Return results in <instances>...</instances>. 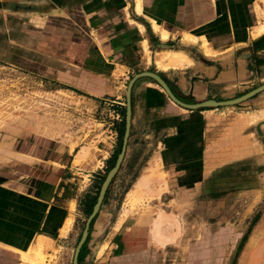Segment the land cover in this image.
<instances>
[{"label":"crops","instance_id":"0c3cea01","mask_svg":"<svg viewBox=\"0 0 264 264\" xmlns=\"http://www.w3.org/2000/svg\"><path fill=\"white\" fill-rule=\"evenodd\" d=\"M254 2L140 0L139 6V0H0V58L16 63V53L11 57L4 51L22 48L30 64L46 70L63 66L67 59L63 52L79 43L71 39L65 46L62 38L54 40L51 35L63 36L57 32L60 21L73 24L82 14L90 42L82 56L68 64L86 68L91 79L101 82L98 97L113 93L107 82L110 75L141 68L159 72L187 104L235 98L245 89L241 85L250 82L242 66L236 62L225 65L226 69L224 62L208 65L200 52L206 48L224 54L250 44L259 24L251 9ZM23 32L21 41L17 34ZM101 66L113 72L97 69ZM131 132L130 141L151 154L126 156L125 161L145 164L130 195H172L185 208L196 196L224 193L227 179L242 180L247 184L242 190H255L248 184L260 175L255 163L263 162L259 157L264 146V90L234 105L189 109L171 99L158 80L144 76L133 88ZM153 172L160 188L147 182ZM64 193L62 189L41 196L0 186V264H23L22 252L31 250L40 238L57 244L60 238L72 237L75 220L66 234L62 229L79 193L57 201ZM159 210L139 207L118 219L105 205L78 264L229 263L224 235L217 232L186 240L174 229L165 230L171 215L156 217L154 212Z\"/></svg>","mask_w":264,"mask_h":264},{"label":"rangeland","instance_id":"374dc122","mask_svg":"<svg viewBox=\"0 0 264 264\" xmlns=\"http://www.w3.org/2000/svg\"><path fill=\"white\" fill-rule=\"evenodd\" d=\"M253 1L251 9L257 13L259 24L250 44L224 54L206 48H201L200 52L207 58L208 65L215 66L217 62H224V66L233 62L240 64L243 75L250 82L241 85L245 89H241V94L235 98L208 100L238 99L264 85V0ZM74 20L73 24L68 19L58 22L61 28L57 32L62 31L63 36L51 35L54 40L62 38L65 46L71 39L79 43L75 48L74 44H69L73 49L63 52L67 55L63 66L46 70L37 63L30 64L28 53L22 48V51H4L11 57L16 53V63L0 58V186L41 196L58 194L65 189L57 201L63 196L71 198L79 193L78 204H72L71 223L67 229L68 232L75 220L72 237L60 238L61 242L57 244L40 238L31 250L22 252L23 264H74L87 220L123 149L130 82L144 72L139 71L141 68H133L131 72L117 71L108 76L107 81L113 93L98 97L96 91L101 82L91 79L86 68L68 64L75 63L90 42L86 18L79 14ZM23 34H17L21 41ZM182 62H187V58ZM218 68L223 69V66L219 64ZM97 69L113 72L111 67ZM150 72L160 75L154 70ZM130 136L126 156L151 154L148 149L131 142ZM262 153L259 158L263 162L255 163L260 175L256 174L248 184L255 190H242L247 185L242 180L227 179L224 180V193L196 196L185 208L173 201L172 195H130L145 164L125 161V156L100 210L106 205L119 219L121 214L127 216L130 210L157 206L162 210L154 212L156 217L168 212L171 215L165 230L174 229L176 235L184 236L186 240L217 232L224 235L223 244L230 256L227 264H264V146ZM156 176L153 172L147 182L160 188ZM209 185H213L212 182ZM99 212L92 220L90 230L99 218ZM23 255H28L29 259L24 260Z\"/></svg>","mask_w":264,"mask_h":264},{"label":"water","instance_id":"95a60500","mask_svg":"<svg viewBox=\"0 0 264 264\" xmlns=\"http://www.w3.org/2000/svg\"><path fill=\"white\" fill-rule=\"evenodd\" d=\"M144 76H151L153 78H155L156 80H158L161 85L164 87V89L167 91L168 95L178 104L189 108V109H196V108H200V107H213V106H223V105H234L240 102H243L253 96H255L256 94H258L259 92L264 90V85L253 90L252 92H250L247 95H244L238 99H234V100H229V101H222V102H218L215 100H208L202 103H198V104H187L182 102L181 100H179L176 95L173 93V91L170 89V87L168 86V84L163 80V78L154 73V72H143L140 74H137L133 80L130 82L129 88H128V92H127V102H128V108H127V122H126V133H125V139H124V144H123V149L122 152L119 156V159L117 161L116 166L114 167V169L110 172L109 176L107 177L105 183L102 186L99 198H98V202L92 212V214L89 216L88 220H87V226L85 228V231L83 233V236L76 248V254H75V258H74V264H78V260H79V254L80 251L85 243V241L87 240L88 236H89V230H90V224L92 222V220L95 218V216L98 214L99 210L102 207L103 201L105 199V195L107 192V189L112 181V179L115 177V175L117 174L118 170L120 169V167L123 164V161L125 159L126 156V152H127V147H128V142H129V136H130V131H131V125H132V104H131V98H132V89L133 86L135 84V82L140 79L141 77Z\"/></svg>","mask_w":264,"mask_h":264},{"label":"bare ground","instance_id":"6f19581e","mask_svg":"<svg viewBox=\"0 0 264 264\" xmlns=\"http://www.w3.org/2000/svg\"><path fill=\"white\" fill-rule=\"evenodd\" d=\"M71 223V218L67 219L63 229H62V233H66L67 232V229L69 227V224ZM23 259L24 260H28L29 259V256L28 255H23Z\"/></svg>","mask_w":264,"mask_h":264}]
</instances>
